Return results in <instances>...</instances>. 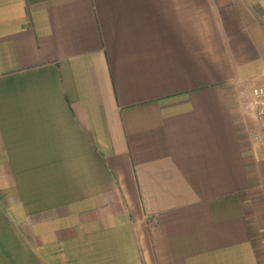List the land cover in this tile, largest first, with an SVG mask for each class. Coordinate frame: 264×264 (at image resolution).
<instances>
[{
	"label": "crops",
	"instance_id": "0c3cea01",
	"mask_svg": "<svg viewBox=\"0 0 264 264\" xmlns=\"http://www.w3.org/2000/svg\"><path fill=\"white\" fill-rule=\"evenodd\" d=\"M264 0H0V264H264Z\"/></svg>",
	"mask_w": 264,
	"mask_h": 264
},
{
	"label": "built area",
	"instance_id": "2783aa9c",
	"mask_svg": "<svg viewBox=\"0 0 264 264\" xmlns=\"http://www.w3.org/2000/svg\"><path fill=\"white\" fill-rule=\"evenodd\" d=\"M252 102L248 105L251 110H257L258 117L264 118V86L252 91Z\"/></svg>",
	"mask_w": 264,
	"mask_h": 264
},
{
	"label": "rangeland",
	"instance_id": "374dc122",
	"mask_svg": "<svg viewBox=\"0 0 264 264\" xmlns=\"http://www.w3.org/2000/svg\"><path fill=\"white\" fill-rule=\"evenodd\" d=\"M253 1H256V0H253Z\"/></svg>",
	"mask_w": 264,
	"mask_h": 264
}]
</instances>
